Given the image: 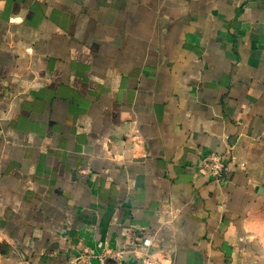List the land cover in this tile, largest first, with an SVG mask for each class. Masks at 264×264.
<instances>
[{"label":"crops","instance_id":"1","mask_svg":"<svg viewBox=\"0 0 264 264\" xmlns=\"http://www.w3.org/2000/svg\"><path fill=\"white\" fill-rule=\"evenodd\" d=\"M100 254L264 264V0H0V264Z\"/></svg>","mask_w":264,"mask_h":264},{"label":"built area","instance_id":"2","mask_svg":"<svg viewBox=\"0 0 264 264\" xmlns=\"http://www.w3.org/2000/svg\"><path fill=\"white\" fill-rule=\"evenodd\" d=\"M243 161L235 162L230 155L229 149L224 153L209 151L204 153L200 159L199 169L201 173L213 179L216 182L223 181L235 169H244ZM94 258V257H93ZM111 258L105 254L95 257V261L91 259L85 260L83 264H107V260Z\"/></svg>","mask_w":264,"mask_h":264}]
</instances>
